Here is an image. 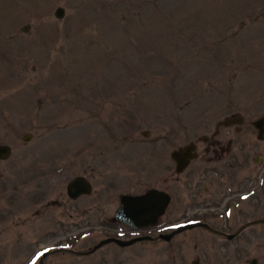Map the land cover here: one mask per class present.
I'll use <instances>...</instances> for the list:
<instances>
[{"label":"rangeland","instance_id":"rangeland-1","mask_svg":"<svg viewBox=\"0 0 264 264\" xmlns=\"http://www.w3.org/2000/svg\"><path fill=\"white\" fill-rule=\"evenodd\" d=\"M236 113L264 114V0H0V145L13 150L0 161V264H38L49 240L36 226L58 222L51 204L75 177L91 180L90 206L161 186L173 151ZM61 229L58 247L80 234ZM83 234L74 250L101 240L93 217ZM145 248L127 262L111 249L106 264H165Z\"/></svg>","mask_w":264,"mask_h":264},{"label":"flooded vegetation","instance_id":"flooded-vegetation-1","mask_svg":"<svg viewBox=\"0 0 264 264\" xmlns=\"http://www.w3.org/2000/svg\"><path fill=\"white\" fill-rule=\"evenodd\" d=\"M226 120L189 144L194 147L196 158L183 172L179 173L176 162L171 159L174 167L167 172L172 170L173 173L165 175L161 186L132 194L143 196L152 190L159 192L156 206L149 208L143 221H155V224L137 229L120 220L123 197L131 194L119 195L110 203L100 200L98 206H90L93 190L86 195L76 189L75 194H81L76 199L71 198L67 190V202L51 204L62 209L58 222L48 218V223L36 226V231H42L49 240L44 244L46 247L33 253L38 264H45L44 260L55 252L88 256L83 255L88 251L80 252L73 247L80 242L78 237L88 231L89 217L97 222L102 235L99 243L110 239L130 242L145 238L128 247L115 242L102 246L96 251H105L101 264H106V253L111 249L116 252L115 259L127 262L126 251L143 245L148 247L145 251H155L162 256L165 264H264V114L250 120L236 113L228 117V125L224 124ZM256 123L262 125L261 130L256 128ZM43 214L37 211V218ZM190 225L195 226L177 232ZM64 226L69 230L67 235H73V227L80 234L58 247L56 237H52L57 232L62 235Z\"/></svg>","mask_w":264,"mask_h":264},{"label":"water","instance_id":"water-1","mask_svg":"<svg viewBox=\"0 0 264 264\" xmlns=\"http://www.w3.org/2000/svg\"><path fill=\"white\" fill-rule=\"evenodd\" d=\"M66 15V10L63 8H57L55 11V17L57 19H63ZM29 27H26L24 31H27ZM225 125H228V119L224 123ZM256 128L258 130L262 129V125L259 123H256ZM148 133H144V137H148ZM32 135L26 134L23 137V141L29 142L30 139H32ZM194 147L193 146H186L184 148H181L177 151H174L172 153V159L176 162L178 171L183 172L189 165V163L196 158V155L193 154ZM12 148L9 145H0V160L7 161L12 156ZM79 189L80 192H83L82 194L90 195L92 193V184L83 177H79L74 179L69 185H68V195L71 198H78L81 194L76 195L75 190ZM159 192L156 190L150 191L147 195L144 196H124L123 197V209L120 217V220L128 224L129 226L133 228H145L147 226H150L151 224H155V221L151 222H143L146 220V216L148 214V211L150 210L152 206L155 205V200L158 198ZM156 206V205H155ZM131 210V214H129V211ZM131 215V217H129ZM129 219H133L132 222L129 221ZM195 226V225H193ZM190 226L182 227L177 232H181L183 230L188 229ZM145 240V238L135 239L132 241H121L116 239H110L103 241L96 245L90 252L85 254H92L95 251H97L99 248H101L104 245L110 244V243H117L122 247H128L131 246L138 241Z\"/></svg>","mask_w":264,"mask_h":264}]
</instances>
